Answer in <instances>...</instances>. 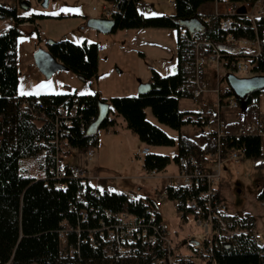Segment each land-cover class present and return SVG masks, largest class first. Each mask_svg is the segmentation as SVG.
<instances>
[{
    "label": "trees",
    "instance_id": "obj_1",
    "mask_svg": "<svg viewBox=\"0 0 264 264\" xmlns=\"http://www.w3.org/2000/svg\"><path fill=\"white\" fill-rule=\"evenodd\" d=\"M115 5L111 15L118 30L140 28H174L178 32V66L169 76H163L155 69L149 80L151 89L145 94L135 97L103 98L99 92L89 95L64 94L21 96L19 94L18 39L22 34V26L31 24L32 30H38L37 19L45 18L35 15L22 17L16 7H9L0 2V19L11 18L14 23L0 33V264H152L157 253L150 244H137L125 256H120L115 242L101 240L96 246L89 241L90 227H97L99 219H105L106 209L130 212L147 221L152 215L162 221L161 214L155 210L151 198L129 200L125 193L119 191L102 192L98 198L91 193L93 186L79 179H64L63 186L57 187V180L52 174L57 161L56 138L64 131L63 140L66 148L92 150L99 145V135L88 136L89 125L97 118L101 101L110 103L111 112L122 116L137 138L148 146H178V154L174 160L185 156L191 159L199 149L203 155L215 152L209 141L210 135L203 133L198 140L187 136H179L178 140L170 137L165 131L148 119L147 109L151 108L159 122L181 130L184 126L204 127L201 112L182 111L180 100L191 98V90H182L181 85L193 73V55L199 42H212L219 46L225 67L230 69L233 62L245 57V52L238 44L228 39L253 40L262 38V56L251 60L252 73H264V19L258 23L257 30L246 19L238 20L232 29H224L221 25L223 15H204L199 8L213 0H172L176 14L173 16H147L141 12V0H108ZM256 1V0H231ZM56 16L55 18H63ZM199 19L204 29L190 32L181 21ZM47 49L68 70L77 74L82 80L98 75V44H75L68 40L53 41ZM189 53L190 66L182 62V57ZM257 92L246 98L245 118L227 127V136L222 139V155L227 157L231 150L239 151L244 159L262 161L264 148L262 138L252 134H237L241 124L249 123L261 114V95ZM233 93L229 86L222 90L221 102L228 104ZM78 102V111L69 126L57 127L60 120L58 108L67 109ZM41 104V105H40ZM43 114L46 115L43 116ZM115 118L109 117L101 129H109L116 125ZM65 149H62L64 154ZM33 161L41 173L40 177L21 174L22 161ZM170 156L148 153L144 157V169L147 172L166 170L171 164ZM264 168V161L258 164ZM35 167L32 165V169ZM27 169V172H32ZM82 189V193L78 191ZM167 197L177 202L181 218L187 221L190 216L195 220L206 215L207 207L202 196V186L167 187ZM88 201L87 205L83 200ZM264 209V186L258 194ZM196 202L201 213L191 209ZM85 208L89 220L83 219L80 212ZM226 225L238 230L228 238L214 241L207 251L210 253L208 264H264V243L258 244L253 238L252 229L256 227L255 218L251 214L226 213ZM80 228V234H68V245L76 249L70 255L68 248H61L59 231L62 223ZM196 250L195 244L190 243ZM207 258L205 254L202 255ZM185 264H197L191 257L184 258Z\"/></svg>",
    "mask_w": 264,
    "mask_h": 264
},
{
    "label": "rangeland",
    "instance_id": "obj_2",
    "mask_svg": "<svg viewBox=\"0 0 264 264\" xmlns=\"http://www.w3.org/2000/svg\"><path fill=\"white\" fill-rule=\"evenodd\" d=\"M27 1L30 8L23 7V2ZM9 7H16L20 16L31 18L35 15H43L45 18L37 19L38 30H30L28 27L33 26L30 23L22 26V34L18 39V68H19V94L21 96H36L38 98L48 95L78 94L89 95L99 92L103 98L112 97H135L139 95L138 89L130 90L137 85V81H142L152 77V70L155 69L163 76L172 75L178 66V32L174 28H144L145 31H164L160 36L161 41H154L144 47L146 57L140 55L134 44L124 37L127 30H118L109 34L101 33L97 30L86 27L89 18L106 17L108 11H113L115 5L108 0H48L44 5V0H0ZM226 3H218L220 14H224L227 9ZM215 2H207L203 5L205 12H211L215 9ZM140 11L147 16H173L176 14V8L172 0H141ZM65 9H78V11H65ZM28 13V15H24ZM63 18H55L56 16ZM10 23H14L11 18L0 19V33L7 30ZM29 25V26H27ZM162 29V30H159ZM156 37H159L155 35ZM125 38V39H124ZM123 40L124 48L117 45L110 47L109 41ZM68 40L75 44L84 43L98 44L102 48L100 66L98 75L88 80H82L77 74L70 70H60L51 79H47L39 70L34 60V54L38 49H47L48 41ZM109 40V41H108ZM213 67L220 74L221 89L228 86L224 75L227 74L225 63L207 64L204 70V79L208 87L215 89L217 87V73L210 69ZM139 72L141 75L134 77V73ZM251 73L240 75L249 76ZM256 75V73H253ZM217 78V80H216ZM139 82V81H138ZM43 85V87H40ZM209 95H207L208 97ZM215 97V95H213ZM199 104L192 99L184 98L180 101V109L198 110ZM261 113L264 114V92L261 95ZM231 113V114H229ZM238 111L229 106L223 108V119L227 116H236ZM148 119L165 131L170 137L178 140L181 131L173 129L166 124L158 121L154 116L151 108L147 109ZM229 114V115H228ZM111 117H120L115 111L110 113ZM197 128L193 126H184L183 133L190 134ZM131 132L129 137H120V139L111 138L107 129H101L99 134V145L92 149L93 157L88 159L87 151L72 148L70 153H65L61 159L66 164L76 165L84 168L90 176L99 175L100 182L91 181L93 186H98L103 192L107 191H135L137 199L140 197L151 198L155 203L159 194L164 193L162 197V206L156 207L163 216V221L169 230L170 236L174 239L178 251L183 254H191L195 257L197 264H202L200 254L205 248V230L193 216L187 221L182 220L181 214L177 209V202L167 197L165 190V181L158 180L154 177L147 176V171L142 166L141 158L138 151L148 145L140 144L141 141ZM138 139V140H136ZM152 153L170 156L171 164L166 170L158 173L161 175H173L178 173V165L174 160L177 154L176 146H149ZM64 147L63 149H65ZM264 148V141H263ZM217 159V157H215ZM222 155L223 174L215 182V187L221 192L222 200L229 214H251L256 221V228L259 236L264 241V209L258 199L260 192L259 184L264 182V168H258V164L264 161H254L242 159L239 161L231 160L228 156L224 162ZM216 163V162H215ZM32 165L35 167L31 170ZM37 165L33 161H22L21 174L24 176H41ZM203 169H207L202 166ZM30 169L32 172H27ZM208 169H216L213 168ZM145 183L150 189V196H142L138 191V184ZM194 239L200 242L197 249H192L190 241Z\"/></svg>",
    "mask_w": 264,
    "mask_h": 264
},
{
    "label": "built area",
    "instance_id": "obj_3",
    "mask_svg": "<svg viewBox=\"0 0 264 264\" xmlns=\"http://www.w3.org/2000/svg\"><path fill=\"white\" fill-rule=\"evenodd\" d=\"M216 4L221 1L230 3L227 5L226 12L224 14L216 13L214 15H223L221 25L224 29H232L238 20L246 19L252 26L257 30L258 23L261 19H264V0L256 1H237L233 2L231 0H214ZM113 11H108L106 17H111ZM212 15V14H210ZM230 42L238 44L241 49L245 52V57L240 58L238 61L233 62L232 67L228 69V72L234 73L240 77L243 73L252 74V62L251 60L258 59L262 56V38L257 36L253 40L248 39H236L230 36L228 39ZM190 56L189 53L182 57V62L186 65V68L190 66ZM224 61V55L219 48L212 42H199L197 44L195 53L193 55V73L188 77L187 81L181 85L182 90H191V99L194 102H200L204 93L209 91L207 82L204 79V70L207 64H220ZM250 74V75H251ZM264 74V73H263ZM219 79V77H218ZM214 94L217 95V100L206 105L202 112L201 118L206 125H213L210 132L209 141L214 145L215 152L211 155L216 159L215 167L216 169H203V167L196 162V157L193 156L188 159L185 156L179 158L180 171L176 178H171L168 182V186L181 187V186H202L204 190L202 196L205 199V205L207 207L206 215L198 218L196 220L200 226L205 230V244L208 243L209 246L213 244L214 241H219L224 238H228L236 233L238 230L230 229L224 220V216L227 213L224 202L218 189L215 187V182L221 176L222 171V139L227 136L228 124L222 118L221 109V80H218V86L213 89ZM41 105V104H40ZM228 106L232 109L242 112L241 105L238 100L232 96L228 103ZM78 111V102H74L72 107L67 109L64 106L58 108L60 113V120L57 122V127H61V121H63L64 126H69L72 122V118L76 116ZM43 116L46 117L45 114ZM243 117V115H242ZM88 129V128H87ZM87 129H83L87 132ZM237 134H252L258 135L264 141V118L259 116L249 123H243L240 125ZM64 131L59 132V136L56 138L57 144V161L56 166L52 170V174L57 180V187L63 186L62 180L64 179H79L85 183L92 185L91 181L100 182L101 178L99 175L90 176L87 174L84 168L79 166H74L66 164L62 161L61 156L63 155L62 149L65 147L63 140ZM151 152L149 146L141 150L140 156H145ZM88 159L91 160L93 157V151H87ZM231 160L239 161L244 159L242 153L236 150H231L228 154ZM148 176L156 177L158 175L157 170H152L147 172ZM40 177V176H38ZM93 186V185H92ZM167 186V187H168ZM83 191L80 189L78 194ZM103 191L98 187L93 186L91 193L97 198L101 196ZM105 192H110L109 190ZM167 194V190L165 191ZM127 198L131 201L135 200L137 197L136 192H124ZM162 197H165L164 193L158 195L155 206L158 208L162 206ZM84 204L87 205L88 201L83 200ZM191 209L197 213H201V207L196 203H191ZM84 221L89 220L88 212L83 208L80 212ZM105 219H99L97 227H90L89 241L93 246H96L101 240H110L116 243L118 253L120 256H125L131 249L137 244H150L152 247L156 248L160 254L157 253L152 264H185L183 262L184 258L191 257L195 260L196 256L191 254H183L178 251L174 243V239L170 236L169 230L162 221H158L154 215H152L147 221L144 218H140L137 215L130 212L113 211L111 209H106L104 212ZM80 234V228H74L71 224L65 222L62 223V228L59 231V239L61 243V248H68L69 254H75V248L73 245H68V234L76 232ZM253 238L256 243L263 244L264 241L261 239L257 232V228L252 229ZM200 254V259L202 264H208L210 253L207 251V246H205ZM203 254L207 256L206 259L203 258ZM208 260V261H207Z\"/></svg>",
    "mask_w": 264,
    "mask_h": 264
},
{
    "label": "crops",
    "instance_id": "obj_4",
    "mask_svg": "<svg viewBox=\"0 0 264 264\" xmlns=\"http://www.w3.org/2000/svg\"><path fill=\"white\" fill-rule=\"evenodd\" d=\"M211 2L214 3L215 1L213 0ZM139 9H140V7H139ZM199 12L201 14H204V15H210V14L220 13L219 12V9H218V4H216L214 11H211V12H205L203 10V5H202L199 8ZM10 24L12 25L13 23H10ZM27 26H29V25H27ZM28 28L30 30H32V26H29ZM159 30H162V29H159ZM155 35H157L159 37H156ZM163 35H164V31L163 32L162 31H155V32L154 31H145L144 28H140V29H129V30H127L124 33V37L130 41V44H134L133 45V48H137V50L139 51L140 55L143 56V57H146V55H147L146 52H145V50H143L144 47L147 46V45H150V43H154V41H161V37L160 36H163ZM111 41H112V43L110 41L108 42L110 44V47L111 48L113 46H115V45H117V46H119L121 48H124L125 47L124 46L125 41L123 42L122 39L119 40V41L116 40V42H115V40L114 41L111 40ZM101 51H102V48H100V50H99V56L100 57H101ZM99 66H100V59H99ZM176 69H177V67L175 68V71H176ZM210 69L214 70L213 67H210ZM214 71H215V73H217L216 70H214ZM140 75L141 74L139 72H135L134 73V77H138ZM219 76H220V74L218 72L217 73V78ZM217 78H216V80H217ZM149 80H150L149 77L147 79L143 80V81L141 79H139L138 80L139 82L137 81V85H134V87H131L132 89H130V90H135L136 88L139 89L140 81L146 83V82H149ZM217 86H218V83H217ZM207 95H209V96L207 97ZM213 95H215L214 94V91H213V88H210L209 87V91H207L206 93L203 94V96H202V98H201V100H200L199 103L197 102L199 104V107L200 108L198 110H192V111L202 112L203 108L206 105H208L209 103H212L215 100H217V95H215V97ZM187 99H190V98H187ZM179 106H180V104H179ZM227 107H228V104H223L222 109H221V115H222L223 108H227ZM233 110H235V109H233ZM186 111H189V110H186ZM236 111H238V110H236ZM244 113H245V111H243V110H242V112H239L238 111V113L236 114V116H230V117L227 116V119L225 118V121H226L227 124L236 123L238 121H241V120H243L245 118ZM229 114H231V113H229ZM242 115H243V117H242ZM260 116H262L264 118V114L263 113H261ZM222 117H223V115H222ZM113 118H115L116 121H117L116 125H114V126L110 127L109 129H107V132L110 134L111 138H113V139H120V137H122V138L129 137V133H131L132 131L130 129H128L125 120L121 121L119 119L120 117H113ZM187 126H193V125H187ZM193 127L197 128V129L195 131L191 132L190 134H184L183 133L184 127H183L181 130H179V131H181V133H180L179 136L183 135V136H187V137H189L191 139L198 140V138L200 137V135H202L204 132L210 135V132H211V129L213 128V125H206L205 124L204 127H199V126H193ZM133 136H136V135H133ZM135 138H137V136ZM136 140H138V139H136ZM140 144H144V143L141 142ZM176 147H177V154H178V146L176 145ZM144 148L145 147L141 148V150L144 149ZM70 149H72V148H65L64 154L65 153H70ZM141 150L138 151V156H139ZM202 150L203 149H199L196 152V154H195V157L197 159L196 162H198L201 166H205L207 169L208 168H213L215 166L216 159L211 154H209V155H203V151ZM141 160H142V166H143L144 165V158H141ZM226 160L227 159L224 158V162ZM177 165H178V173L177 174L174 173L173 175H161V176L157 175L156 177H154V178H156L158 180L165 181V190L160 191V193L166 191L167 186H168V182H169V180L171 178H176L178 176L179 171H180V167H179V164L178 163H177ZM221 174H223V172ZM144 177L149 178L150 176L147 175V176H144ZM263 186H264V182H261L259 184V188L262 189ZM96 187H98V186H96ZM108 190H110V189H108ZM138 191H140L143 194L142 196H150L151 195L150 189L145 185V183H139L138 184ZM132 192H135V191H132ZM220 195H221V192H220ZM221 198H222V195H221ZM161 217H162V222L164 223L162 214H161Z\"/></svg>",
    "mask_w": 264,
    "mask_h": 264
},
{
    "label": "water",
    "instance_id": "obj_5",
    "mask_svg": "<svg viewBox=\"0 0 264 264\" xmlns=\"http://www.w3.org/2000/svg\"><path fill=\"white\" fill-rule=\"evenodd\" d=\"M43 1V0H40ZM48 4V0H44V5ZM23 7L28 9L30 4L27 1L23 2ZM190 32H198L204 29L203 23L199 19H191L181 21ZM86 27L97 30L101 33L109 34L115 31L116 24L113 18H89ZM53 40L48 41V45L52 44ZM34 60L41 73L47 78L51 79L54 74L60 70H68L62 62L58 61L48 49H38L34 54ZM229 88L233 95L240 102L242 110L246 111V98L257 92L264 91V75H253L249 77H240L234 73H228L225 77ZM151 89L149 82H141L138 89L139 94H145ZM111 113V106L109 102L101 101L99 105V113L97 118L89 125L87 129L88 136L99 135L101 126ZM191 243L199 245L200 242L192 240Z\"/></svg>",
    "mask_w": 264,
    "mask_h": 264
},
{
    "label": "snow or ice",
    "instance_id": "obj_6",
    "mask_svg": "<svg viewBox=\"0 0 264 264\" xmlns=\"http://www.w3.org/2000/svg\"><path fill=\"white\" fill-rule=\"evenodd\" d=\"M65 11H78V9H65ZM24 15H28V13H24ZM40 87H43V85H41Z\"/></svg>",
    "mask_w": 264,
    "mask_h": 264
}]
</instances>
